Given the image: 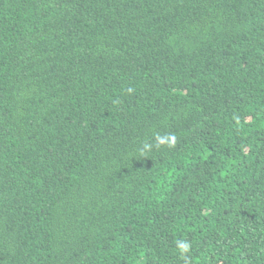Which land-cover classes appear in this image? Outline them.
Returning <instances> with one entry per match:
<instances>
[{
    "label": "trees",
    "instance_id": "trees-1",
    "mask_svg": "<svg viewBox=\"0 0 264 264\" xmlns=\"http://www.w3.org/2000/svg\"><path fill=\"white\" fill-rule=\"evenodd\" d=\"M0 264H264V0H0Z\"/></svg>",
    "mask_w": 264,
    "mask_h": 264
},
{
    "label": "clouds",
    "instance_id": "clouds-1",
    "mask_svg": "<svg viewBox=\"0 0 264 264\" xmlns=\"http://www.w3.org/2000/svg\"><path fill=\"white\" fill-rule=\"evenodd\" d=\"M128 91H129V92H131V91H132V89L130 88V89H128Z\"/></svg>",
    "mask_w": 264,
    "mask_h": 264
}]
</instances>
